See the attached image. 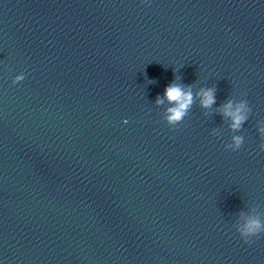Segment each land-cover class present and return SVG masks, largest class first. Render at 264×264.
Listing matches in <instances>:
<instances>
[{
	"label": "clouds",
	"instance_id": "clouds-1",
	"mask_svg": "<svg viewBox=\"0 0 264 264\" xmlns=\"http://www.w3.org/2000/svg\"><path fill=\"white\" fill-rule=\"evenodd\" d=\"M144 2V0H142ZM25 74L21 73L12 80L13 85L22 83ZM215 87H201L193 94L192 86H185L181 83H170L164 90L163 96H157L156 104L162 105L165 100L169 107L165 110L162 119L171 128L176 129L182 125L195 103L196 97L199 98V105L203 109H211L216 103ZM222 119L228 121V128L233 133L231 141L224 145L226 150L238 151L244 144L243 135L240 133L246 121H248L252 109L246 99H228L217 110ZM127 123V120H125ZM258 132L261 138L259 149L264 152V122H259ZM213 135H218V131L213 129ZM233 228L238 233L242 242L249 244L254 238L264 235V214H261L256 207H249L247 211L240 210L237 214Z\"/></svg>",
	"mask_w": 264,
	"mask_h": 264
}]
</instances>
